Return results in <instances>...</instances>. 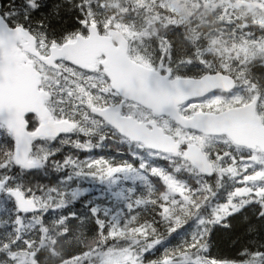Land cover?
<instances>
[{
    "label": "snow or ice",
    "instance_id": "snow-or-ice-1",
    "mask_svg": "<svg viewBox=\"0 0 264 264\" xmlns=\"http://www.w3.org/2000/svg\"><path fill=\"white\" fill-rule=\"evenodd\" d=\"M91 7L76 0L75 28L57 31L44 17L59 16V3L0 0V41L17 52L18 63L51 73L35 82L40 106L25 110L19 122L11 108L0 109V213L7 217L0 225L31 216L28 227L35 230L37 218L43 223L49 212L78 203L71 219L95 229L102 264H264V146L204 131L213 93L200 87L207 80L201 73L214 70L203 59L174 60L170 42L159 56L145 52L134 63L116 55L110 64L103 52L81 57ZM114 66L134 75L122 80ZM195 66L200 72L191 73ZM155 92L168 93V102H146ZM113 142L126 148L96 154ZM149 159L167 166H149ZM50 173L55 183L32 182ZM238 228L247 242L231 259L214 256V230ZM19 242L0 234L5 248ZM6 258L14 260V253ZM76 259L89 264L93 257L84 252Z\"/></svg>",
    "mask_w": 264,
    "mask_h": 264
},
{
    "label": "trees",
    "instance_id": "trees-1",
    "mask_svg": "<svg viewBox=\"0 0 264 264\" xmlns=\"http://www.w3.org/2000/svg\"><path fill=\"white\" fill-rule=\"evenodd\" d=\"M75 2L76 0H46L49 7L52 3H59L61 8L59 16L47 13L44 17L45 23L50 22L51 27L57 31H72L77 15L73 8ZM83 2L86 6L91 3L92 7L88 10L89 23L94 18L100 29L106 26L115 27L126 34L148 30V37L134 48L143 57L145 52L149 57L153 54L159 56L158 49L161 44L167 47L170 42L174 60L203 59L213 72L233 76L238 83L235 91L244 101L252 97L259 98L258 113L264 121V5L257 3L260 0ZM197 72H200L199 66L193 67L191 73ZM227 106L229 105H216L209 110L217 112ZM3 142L4 138L0 137V143ZM124 148L126 146L113 142L111 148H106L103 152L96 150V154L117 155L116 150ZM57 159H61V156H57ZM148 164L166 167L167 161L149 159ZM177 166L184 167V164L178 162ZM57 178L56 173H50L49 176L41 174L32 182L40 180L41 183H55ZM185 178L192 182L191 177L185 175ZM95 187L99 188V185ZM73 211H80L78 203L75 208L71 203L65 208H57L43 217V223H40L39 218L33 221L34 225H38L35 230L28 227V223L32 221L31 216L23 224L13 222L7 227L0 225V234L9 242L20 237V242L12 248H5L0 244V252L6 255L14 253L15 256L14 260L7 259L6 255L0 256V264H37V259L38 264H79L77 254L84 252L93 257L89 264H102L95 251L98 239L95 229L91 225L82 226L78 219H71ZM0 221L7 222L3 213H0ZM252 238H256L255 234ZM179 239H173L172 244L179 243ZM248 239L241 228L231 234L216 229L213 234L212 254L219 259H231L237 248ZM233 241H237L235 246ZM26 243L29 246L26 247ZM34 254H37V259L33 258ZM20 257L23 261H20Z\"/></svg>",
    "mask_w": 264,
    "mask_h": 264
},
{
    "label": "water",
    "instance_id": "water-1",
    "mask_svg": "<svg viewBox=\"0 0 264 264\" xmlns=\"http://www.w3.org/2000/svg\"><path fill=\"white\" fill-rule=\"evenodd\" d=\"M109 36L117 41L116 47L112 46L109 38L98 36L96 28L90 26L88 39L79 47L80 56L91 58L102 52L108 53L110 64L112 57L116 55L127 57L128 43L122 34L117 30H110ZM19 39L23 40V36H19ZM127 59L131 61L128 57ZM113 70L122 80H130L134 75L127 66H114ZM204 76L207 80L200 87L205 90L211 88V92L216 90L229 92L235 86L231 76L220 72ZM38 80L40 74L30 65L18 63L17 52L6 40L0 41V109L11 108L17 114L19 122L25 110L39 107L42 90L35 87ZM169 98V94L165 92L147 93L144 97L146 102L152 105L166 103ZM256 101L254 99L247 105L229 108L220 113H207V127L204 131L226 132L235 141L264 146V124L256 115ZM161 143L167 144V141L162 140ZM190 155L195 157L196 154Z\"/></svg>",
    "mask_w": 264,
    "mask_h": 264
},
{
    "label": "rangeland",
    "instance_id": "rangeland-1",
    "mask_svg": "<svg viewBox=\"0 0 264 264\" xmlns=\"http://www.w3.org/2000/svg\"><path fill=\"white\" fill-rule=\"evenodd\" d=\"M257 3H259L260 5L263 6L264 5V0H260V2H257ZM124 35L126 36L127 39L132 40L135 44H139L140 42H142V40L145 37H148L149 32L147 30V31H141V32L134 33V34H132V33L125 34L124 33ZM134 47H136V45H134ZM134 47L131 48L130 51H131V54L134 57H136V55H134L136 51H133ZM40 73L43 76L45 74L51 75V73L48 72L47 70H45V72H40ZM242 100H243V97L240 96V94H238V92H235V93L232 92L230 95H228V97H224V96H213V98L211 100H209V101L206 102L205 108H209L208 107V104H210L211 106H216V105H220V104H224V105H228V104L229 105H238V103H241ZM20 261H23V259L21 257H20Z\"/></svg>",
    "mask_w": 264,
    "mask_h": 264
},
{
    "label": "flooded vegetation",
    "instance_id": "flooded-vegetation-1",
    "mask_svg": "<svg viewBox=\"0 0 264 264\" xmlns=\"http://www.w3.org/2000/svg\"><path fill=\"white\" fill-rule=\"evenodd\" d=\"M108 23H104V25H107ZM98 30V33L100 34V35H102V36H108V32H109V30H110V28H103V29H100V28H98L97 29ZM112 43L113 44H116V42H115V40H113L112 41ZM203 74H205V73H201V75H203ZM223 94L221 93V92H216L214 95H211L210 97H209V100H211L212 98H213V96H222ZM208 100V101H209ZM204 111H206V108L204 109Z\"/></svg>",
    "mask_w": 264,
    "mask_h": 264
}]
</instances>
